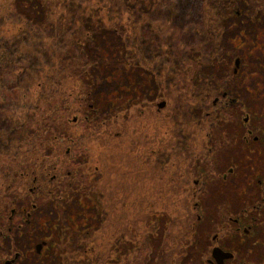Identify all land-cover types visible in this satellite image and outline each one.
Returning a JSON list of instances; mask_svg holds the SVG:
<instances>
[{"label": "flooded vegetation", "instance_id": "af4514ba", "mask_svg": "<svg viewBox=\"0 0 264 264\" xmlns=\"http://www.w3.org/2000/svg\"><path fill=\"white\" fill-rule=\"evenodd\" d=\"M227 6L220 23L212 20L201 27L198 19L180 18L178 98L172 109L162 97L168 81L153 82L152 70H146L150 72L140 82L145 95L127 74L126 82L115 81L96 104H88L92 111L102 106L97 119L103 129L98 134L113 146L96 148L95 161L88 164L86 158L89 166L82 172L76 158L90 154L88 148H65L71 168L64 187L56 182L57 148H21L24 119L39 128V106L31 105L39 100L40 82H0V120L8 115L13 119L8 129L0 125V264H121V247L132 254L127 264H264V0H230ZM137 28L148 31L145 53L156 52L151 24ZM162 46L163 68L168 49L165 43ZM122 85L126 92L134 89L131 100L141 97L145 103L140 108L142 134L137 133L134 114L128 146L119 144L120 131L111 133L113 122L108 121L123 97ZM153 86L162 89V98L155 101L157 115L168 110L161 114L160 134H153L151 106L146 102L152 103ZM55 95V89L50 90L51 117ZM169 116L174 119L171 127ZM91 117L95 116L88 111L85 119ZM10 142L14 148H9ZM122 148L129 153L133 195L141 213L133 224L145 228L141 239L136 231L129 237L122 234L125 230L120 233L115 219L105 224L119 199ZM154 201L161 204L155 211ZM151 211L164 216L165 225L156 238ZM53 229L56 236L51 238ZM93 231L98 239L88 245ZM93 243L95 255L82 259L73 255L81 249L87 255ZM55 245L60 253L65 250V258L56 252L46 257V250Z\"/></svg>", "mask_w": 264, "mask_h": 264}, {"label": "trees", "instance_id": "16d2710c", "mask_svg": "<svg viewBox=\"0 0 264 264\" xmlns=\"http://www.w3.org/2000/svg\"><path fill=\"white\" fill-rule=\"evenodd\" d=\"M229 1L16 0V4L22 6L17 17L22 18L15 33L0 37V79L46 83L68 81L72 88L78 89L75 95L78 98L84 96V91L95 83L101 67L110 64L105 58L108 56H126L128 52L131 59L138 56L145 64L153 63L150 66L152 73L163 72L162 64L157 60L151 62L145 54V35L137 27L150 23L154 34L159 27L164 28L166 34L162 35V39L153 37V48L160 49L167 38L170 52L167 58L176 62L180 18L188 16L189 21L198 19L201 27L212 20L220 23L227 15ZM183 9H194L196 13L183 14ZM153 11L159 12L160 20L157 22L150 18ZM33 17L40 20L34 21ZM133 17L141 20H130ZM128 47L129 50L125 51ZM159 55L153 54L154 57ZM122 64L133 65V62L123 61ZM167 73L173 76L172 71ZM41 98L39 127L41 132L46 129L48 138L51 131L50 93L43 91Z\"/></svg>", "mask_w": 264, "mask_h": 264}, {"label": "rangeland", "instance_id": "374dc122", "mask_svg": "<svg viewBox=\"0 0 264 264\" xmlns=\"http://www.w3.org/2000/svg\"><path fill=\"white\" fill-rule=\"evenodd\" d=\"M22 6L20 4H16V0H0V37L1 36H11L12 33H15L17 30V27L19 26L18 21L22 17H17L18 16V9L20 12L22 11L20 8ZM25 11V10H24ZM158 13L156 11H153L150 18H152V21L157 22L158 19ZM19 18V20L17 19ZM24 18V17H23ZM34 21H39V17H33ZM167 25V24H165ZM164 25V27H165ZM140 26V25H139ZM163 28V27H162ZM164 29V28H163ZM160 27L158 28V32L153 34V36L157 39L161 37L162 35L166 34L164 33L165 29L163 30ZM141 32H144V35L147 34L146 28L142 29ZM45 33H48L47 31ZM165 40V45H167V38ZM54 44V41H52ZM179 43V40L177 41ZM122 46V45H120ZM164 46V45H163ZM160 47L156 52H153V54H160L158 57H154L153 54L149 55L150 51H146V55H148L149 59L151 62L157 60L162 64V60L164 59V55L162 53L163 49L165 47ZM129 50V47L125 49V51ZM168 53H170L168 51ZM106 59H109L110 64H108L106 67H101V72L100 75H97V79L95 80V83L89 89H86L84 91V94L89 93L87 95L89 98H84V100H81L82 96L75 98V95L77 94L78 89H74L71 87V84L68 81H62L59 83L57 80L55 82H40V90L41 93L45 91V93H50V90L55 89V115L54 117L50 116V123L49 125L51 126V131H50V136L46 138V129L41 132L40 127H36V124L30 121H27V119H24V139L21 144V148H57V169H56V182H59L61 185L64 187V182H65V174L68 169L71 168L70 163L68 162V159L64 153L65 148H88L87 151L90 153H83V157L80 155L77 156V162L80 163L78 166H80L82 169L79 171L82 172L84 169L89 165L85 164V159L90 160L88 164H92L95 159L92 158L93 155L95 154L96 148H112L113 143H106L102 140V137H99V130L103 129L102 127L100 128L99 126V119L101 118L100 114L102 112V106H97L95 111L89 110V103L96 104V99L98 97L102 98L105 96L107 91L113 89L115 87V81H120V82H126L127 79V74L130 75V78L134 80L137 84H140L141 86H137L138 88L142 91V94L145 95L144 92H146V88L144 84L140 83L143 80L144 74L149 73L151 71L150 66L153 65V63L145 64L144 61L140 57H133L131 59L130 53L126 52V56L123 55H113V56H108L105 57ZM96 59L99 60V57H96ZM174 59H167V61H164L163 65H166L165 68L167 71L165 73H157V71L153 72V77L152 81H161V80H167L168 84H163L165 94L162 96L167 100L168 107L171 109L175 106L177 103V98H178V59H176V62H173ZM133 62V65H124L122 62ZM115 66V69L113 70L112 68ZM158 66H154L155 69ZM113 70V71H111ZM146 70H150L147 72ZM176 70V71H174ZM131 71V72H130ZM168 71L173 72L172 75H168ZM109 75V73H112L113 76H108L107 80L103 78L102 75ZM56 77V76H54ZM2 79H0V82ZM38 82V81H34ZM167 86V87H166ZM1 87V85H0ZM124 85H122L121 89L122 91V99L119 104L114 107L113 112H110V118L108 121L113 122V125L110 123L109 125V130L112 132L115 131H120V140L119 142L120 145H130L131 144V137H132V132L131 128L132 125V116L134 114H137V133L141 132V122L143 121L142 114L140 108L145 104L143 99H140L141 97H136L135 100H131V98L134 97V89H129L130 91L126 92L124 91ZM166 87V88H165ZM158 91V92H156ZM162 89L159 87L151 89V94L150 99H152V103H149V100H147V105L151 106L150 111L153 116L152 120V130L153 134H160L164 128L163 123V116L161 114L167 113L168 110L165 108V110H162V112L157 115V110H156V105L155 101L159 100L161 95ZM41 93L39 100L37 99L36 102H34L31 107L39 106V112L41 110V104L43 103V100L41 98ZM153 97V98H151ZM95 106V105H94ZM50 107H51V102H50ZM37 108V107H36ZM95 108V107H94ZM90 113H93V116L91 117V120H86L85 115L87 114L88 111ZM135 112V113H134ZM171 112V110L169 111ZM147 112H144V114ZM41 115V112H40ZM76 116V121H73L72 118ZM39 117V116H38ZM103 117V116H102ZM7 118V117H6ZM1 119L0 120V125L5 127L4 129H8L10 127L11 122H13V119L8 118L6 119ZM41 118V117H40ZM39 118V120H40ZM115 123H114V120ZM54 120V121H53ZM52 121H53V128L56 133V139L53 140L52 134H53V129H52ZM174 119H171V116H169V127L172 126ZM165 122V121H164ZM40 123V122H39ZM48 124V123H47ZM100 128V129H99ZM142 134V132H141ZM73 138L70 141V138ZM116 138V137H115ZM117 139V138H116ZM19 144V143H18ZM16 146H18L16 144ZM14 142L9 143V148H14ZM75 156V157H76ZM26 165V161L21 163V166ZM77 165H73L75 167ZM84 167V169H83ZM117 170L119 171V182H118V189L117 192L119 193V199L117 201V205L115 207V213H109L108 216L106 217V225L110 224L114 219L116 223H118L122 233L125 230V233H122L124 236L129 237V233H133L134 231L137 232V238L141 239L145 235V228L144 226H135L133 222L140 217V210L137 201L135 200V197L133 195L134 193V182L131 178L130 174V162H129V153L126 151L125 148L121 149V154H120V162L117 167ZM0 176H1V168H0ZM55 182V183H56ZM21 185V184H20ZM22 186V185H21ZM26 185H24L25 188ZM64 191V189L61 190V192ZM85 191V190H84ZM153 210L155 211L158 208H161V204L157 201H154L153 203ZM151 210V209H150ZM154 211H151V219H152V226H153V233L155 234V238L160 235L161 233V227L165 225L163 222L164 216L156 214ZM61 215L64 217L65 211L61 212ZM51 218V217H50ZM49 218V219H50ZM42 222V228L45 227L43 226ZM64 225L63 223H61ZM157 225V227H155ZM48 230H44L41 234L45 236L47 234ZM54 232V229H53ZM59 232V231H58ZM58 232L56 233L58 235ZM42 236V237H43ZM56 236L55 232L51 234V238ZM99 235L96 231L90 232L87 238L88 245H91V241H96ZM157 241V240H156ZM96 243V242H95ZM93 248L89 249L87 252V255H84L83 249L80 251L74 253L73 255L76 256L78 259H82L83 257H90L95 255L96 252V245L93 243ZM59 248L58 246L55 245L54 249H48L46 250V257L52 258L53 253L56 252V255L58 258H62L67 256V254L63 250L62 253L57 250ZM5 253V252H4ZM121 253V264H127L126 262L128 261L129 257L132 256L130 255L128 249H124L121 247L120 249ZM3 254V253H2ZM0 253V256H2ZM126 261V262H125ZM75 264V263H74Z\"/></svg>", "mask_w": 264, "mask_h": 264}, {"label": "water", "instance_id": "95a60500", "mask_svg": "<svg viewBox=\"0 0 264 264\" xmlns=\"http://www.w3.org/2000/svg\"><path fill=\"white\" fill-rule=\"evenodd\" d=\"M159 105L160 106H163L164 105V102H160ZM74 119H76V118H74Z\"/></svg>", "mask_w": 264, "mask_h": 264}]
</instances>
